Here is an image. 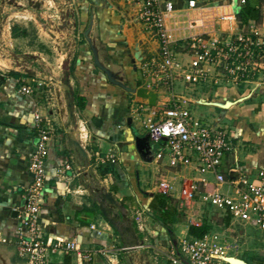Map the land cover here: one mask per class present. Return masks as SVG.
I'll return each mask as SVG.
<instances>
[{
	"label": "crops",
	"instance_id": "crops-1",
	"mask_svg": "<svg viewBox=\"0 0 264 264\" xmlns=\"http://www.w3.org/2000/svg\"><path fill=\"white\" fill-rule=\"evenodd\" d=\"M24 1L39 2L31 13L27 10L24 12L33 20L36 29L40 27L44 33L43 26H48L45 32L53 38L49 37L50 40L46 41L41 37L40 30L35 36H30L29 31L25 30L26 36L13 37L8 41L7 34L0 28V46L15 43L17 46H35L39 39L40 42L44 41L46 48L56 49L59 57L50 63L46 62L42 53L23 52L26 58H30L31 64L37 65V69L28 65V69L37 74L33 77L16 71L8 76L0 70L6 79L0 87V264H25L18 257L13 241L19 226L16 210L23 206L24 190L31 181L29 158L37 132L47 128L45 121L38 128L34 127L35 113L47 118L49 127L54 130L45 159L47 180L39 216V226L46 239L54 242L75 238L81 249L91 251L122 246L118 234L101 216L97 203L92 202L85 188L100 186L115 199L117 206L114 212L128 218L144 240L142 247L122 254L119 257L121 263L170 264L166 250L176 252L180 239L189 236L188 228L202 224L206 219L205 207L195 201L165 196L168 204L177 211L176 221L164 226L153 218V196L161 194L157 184L175 179L178 185L182 178L191 175L181 166H170L168 157L161 149L163 145L151 143L146 133L139 131L142 119L135 118L133 111L144 101H139L133 94L112 84L107 73L95 63L97 60L116 82L124 86L148 88L147 81L140 77L139 62L134 56L137 54L142 59L156 56L159 53L157 40L149 35L150 32H139L137 10L124 0L118 2L122 7L109 0ZM196 1L197 7L189 8L187 0H172L175 11L166 19L172 40L178 42L201 34L214 36L219 32L229 35L234 33L237 25L220 18L235 13L236 6L228 5L226 0ZM205 1L212 3L205 4ZM21 2L23 0H13V3L11 0H0V22L8 8L10 10L12 5V8H19L23 6ZM249 3L258 10L256 22L260 27L264 26V0H250ZM41 19H47V23H42ZM11 25L14 27V24ZM53 26L60 27L56 35L51 33ZM131 33L132 37L136 33L138 38H131ZM64 65L70 67L69 80L74 92L77 123L74 136L87 153L86 160L81 155L76 158V165L73 164V155L67 144L69 131L66 128L64 92L51 81L60 80ZM13 73L17 76H11ZM38 80L45 84L42 89L35 87ZM15 83L17 90L29 85L36 94L27 97L15 92ZM199 92L204 95L199 98L204 100H240L223 116L230 125L236 146L235 153L227 154L223 164L228 168L233 167L237 158V164L247 169L264 166V82L259 87L251 85L243 92L205 88L194 93ZM161 98L157 99L158 102ZM48 100L55 103L57 112L51 111ZM215 109L219 116L220 110ZM157 111L151 108V115ZM218 116L212 117L211 123L215 124ZM82 136L86 137V144ZM145 137L147 140L140 143L143 145L140 152L136 139ZM241 149L243 154H240ZM159 151L163 156L157 158ZM238 155L243 156V162L238 159ZM64 162L71 165V170L66 172L65 179L57 180L53 177L54 170ZM138 211L143 213V223L150 234L139 231L135 221ZM121 223L126 224L122 219ZM89 225H94L101 234L90 230ZM3 240L5 243H2ZM51 264L86 263L71 253L53 257ZM88 264L106 263L96 254Z\"/></svg>",
	"mask_w": 264,
	"mask_h": 264
},
{
	"label": "built area",
	"instance_id": "built-area-1",
	"mask_svg": "<svg viewBox=\"0 0 264 264\" xmlns=\"http://www.w3.org/2000/svg\"><path fill=\"white\" fill-rule=\"evenodd\" d=\"M124 1L136 8L138 20L159 46L156 56L142 59L138 65L140 77L147 81L146 86L157 92V99L162 97L154 107L158 111L151 115L153 107L142 101L134 108V117L142 119L141 127L151 143L163 145L160 148L170 166H181L191 175L182 178L178 185L175 179L159 182V193L168 198L198 202L215 209L221 217L229 216L231 224L248 225L264 232V169L241 167L237 158L235 166L226 167L223 164L225 156L235 153L236 147L229 127L202 122L193 117L188 108L199 100L189 94L198 90H238L241 85L245 90L251 85L259 87L264 82V26L261 29L257 20L241 24L232 12L220 18L237 25L232 35L224 32L214 36L201 34L177 42L171 39L166 21L175 11L172 0ZM249 1L226 0V3L243 8ZM187 6L195 8L197 1L187 0ZM44 86V82L38 80L35 87L42 89ZM176 86L183 87L189 94L176 92ZM18 93L27 97L36 94L29 85L21 86ZM48 106L52 112H57L58 107L51 100H48ZM42 121L46 122L47 128L37 132L28 162L31 181L24 190L23 206L16 210L19 226L13 244L18 257L25 264H51L55 256L74 253L88 264L99 254L106 264H122L119 257L128 252L127 247H103L91 251L81 249L75 238L50 242L44 236L39 216L47 180L45 159L54 130L49 127L47 118L39 113L33 115L35 128ZM82 141L86 144V137L82 136ZM156 156L160 158L163 153L159 151ZM70 170L71 165L64 162L55 168L53 177L65 179ZM229 172H235L236 177L230 178ZM250 176L253 179H249ZM142 216L141 211L135 213L140 232H144L145 227ZM89 229L101 234L94 225H89ZM168 253L170 264H228L223 258L229 255L221 233L213 229L200 238L182 237L178 250Z\"/></svg>",
	"mask_w": 264,
	"mask_h": 264
},
{
	"label": "rangeland",
	"instance_id": "rangeland-1",
	"mask_svg": "<svg viewBox=\"0 0 264 264\" xmlns=\"http://www.w3.org/2000/svg\"><path fill=\"white\" fill-rule=\"evenodd\" d=\"M11 1L13 3V0ZM17 1L19 2L20 0H17ZM109 1H111L112 4L116 6L122 7V4L118 3L120 0H109ZM38 3H39L38 1H35L33 3L31 2L27 3L26 1L23 0V2H21L23 6L19 8L18 7L12 8L13 7L12 5L10 7L11 8L10 10L8 8V10H6L5 13L2 14V22H0V28H3V31L7 34L6 39L8 41L13 38V35L11 32V28H12L11 23L14 24V26L17 28L18 34H20L22 31L28 30L30 36L31 34L35 36L38 30H40L41 31L40 34L43 40H46V41L50 40L49 37H52L51 34H49L50 35L49 36L47 35V32H45L48 26L46 25L43 26L44 33H43V29L41 30L40 27L36 29L33 20L30 19V17L24 12L25 10H27L31 13L33 11V7L37 5ZM210 3L212 2L205 1V4H210ZM59 19H62V18L59 16ZM41 22L47 23V19L46 20L41 19ZM138 23H140L139 32L141 33L149 32L140 21H138ZM261 29H263V27ZM50 30L53 35H56V33H58V31L60 30V27L53 26ZM133 37H135L134 39L138 38L136 33L134 34ZM133 37L131 33V38ZM23 52H25V54H33L32 52H35L34 54H37V55L39 53H42L46 62H50V63H52L54 59L59 57L58 56L59 52L56 49H53V47H50V49L46 48V46L44 45V41L40 42L39 39L37 43H35V46H19V45L17 46L16 43L13 45H9V46H0L1 73H4L5 75H8V76H10V73L13 71L24 73L22 70V67L28 68V65H31V67H34L37 69L36 63L31 64L30 58H26ZM15 55H18V56L15 58ZM65 69H67V66L65 68L63 67L62 71ZM16 85L17 84L15 83V87H14L15 92L18 91L17 90L18 88ZM227 89L229 90L230 88H227ZM175 90L176 92H182L185 94H189V91H186V89L180 86H176ZM243 90H244V85H241L238 87V92H243ZM189 95L194 96L195 98L198 97V99H200L199 97H204V95L201 92L197 94L194 93V94H189ZM138 100L144 101L141 98H138ZM188 108L191 114L193 115V117L205 123L213 124L211 123L212 117L218 116L217 110L214 107H209V106H204V105H198V106L189 105ZM227 123L228 122L224 117L222 118L221 122L217 124L219 126H222V125L228 126ZM231 126L235 127V124L234 126L233 124ZM138 129L140 132L145 134V130L143 127H138ZM240 154H243V149H241ZM242 157L239 156L238 159L243 162ZM262 157L264 158V153L262 154ZM249 179H253V177L250 176ZM204 210H205L206 220H210L212 222L211 226H213V223L215 225L212 227L213 231L221 233V238L229 254L228 255L229 257H235L237 259L243 260L247 264H264V232L259 231L256 228L250 227L248 225L242 226V225H238L235 223H232V224L229 223L227 226H223L222 217L219 214V212H217L215 209L207 208V207H205ZM220 223L221 225H219Z\"/></svg>",
	"mask_w": 264,
	"mask_h": 264
},
{
	"label": "water",
	"instance_id": "water-1",
	"mask_svg": "<svg viewBox=\"0 0 264 264\" xmlns=\"http://www.w3.org/2000/svg\"><path fill=\"white\" fill-rule=\"evenodd\" d=\"M135 59L140 62L142 58H138V55L135 54ZM95 63L98 67H100L104 72L107 73L108 75V80L115 85L120 86L122 89H124L126 92H129L133 94L137 98H141L144 100V102L149 106V107H155L156 106V101H157V95L154 91L150 90L149 88L146 87H139V88H130L128 86H124L118 82H116L111 75L108 74L106 69H104L97 60H95ZM23 72L27 76H36V72L29 70L26 67H22ZM41 78L44 77V75H40ZM5 77L0 74V87L1 85L5 82ZM52 83L59 85L64 92V104H65V112H66V117H67V122H66V128H68L69 135L67 137V144L69 151L73 155V164L76 165V158L81 155L85 160L87 159V153L84 150V147L81 145L79 141L75 139L74 136V130L77 128V123H76V118L74 114V92L73 89L70 85V80H69V70L65 69L62 71V77L60 78L59 81L56 80H51ZM195 104L198 105H204V106H209V107H215L220 110L219 116L217 120L215 121V124L219 123L226 110L234 106L236 103L240 102L238 100L237 102H232L228 99H224L222 102L219 101H212V100H204V99H199L194 101ZM230 105V107H228ZM139 145L137 146L138 150L141 152L143 149V145L140 144L141 142L147 140V137L143 139H136ZM257 168H263L264 166H260ZM80 172V170H79ZM229 177L230 178H235L236 173L235 172H229ZM83 185V184H82ZM85 187V185H84ZM87 191L89 192V197L91 198L93 203H97L99 212L101 216L107 221V223L113 228V230L118 234V237L120 238L121 245L124 247H127L129 250L127 253L135 251L137 248L142 247L144 245V240L140 238L139 234L131 224V221L126 218L122 214H117L114 212V208H116L117 203L115 199L113 198L112 194L110 192H106L102 187H95V188H89L85 187ZM17 213V212H16ZM16 213L14 212L13 215L15 216ZM121 219L126 222V224L121 223ZM144 231L147 234H150V231L148 230L147 226L145 225ZM157 243V240H155ZM166 252H168L166 250ZM225 262L228 264H247L243 260L236 259L234 257H229L226 256L223 258ZM244 262V263H243Z\"/></svg>",
	"mask_w": 264,
	"mask_h": 264
},
{
	"label": "trees",
	"instance_id": "trees-1",
	"mask_svg": "<svg viewBox=\"0 0 264 264\" xmlns=\"http://www.w3.org/2000/svg\"><path fill=\"white\" fill-rule=\"evenodd\" d=\"M235 13L237 17L239 18V19L237 18L238 21L241 24H245L249 20H257L259 17L257 8L251 5L249 2L243 8L236 7ZM11 32H12L13 37L26 36L25 31H22L20 34H18V30L15 26L11 28ZM65 67L66 66L64 65V68ZM67 69L70 72V67H68ZM11 76L16 77L17 74L13 73L11 74ZM78 106L82 107L81 104H79ZM152 207H153V218L160 224L166 226L167 224H172L176 221L177 211L175 208L171 207L168 204V200L164 195L155 194L153 196ZM210 223H211L210 220L205 219L203 220L202 224H200L199 226L191 225L188 228L189 236L195 237V238L202 237L203 235H205L212 229L211 228L212 226ZM229 223H230L229 216L222 217L223 226H227ZM219 225H221V223Z\"/></svg>",
	"mask_w": 264,
	"mask_h": 264
},
{
	"label": "bare ground",
	"instance_id": "bare-ground-1",
	"mask_svg": "<svg viewBox=\"0 0 264 264\" xmlns=\"http://www.w3.org/2000/svg\"><path fill=\"white\" fill-rule=\"evenodd\" d=\"M228 107H230V105L228 106ZM235 258V257H234ZM237 259V258H236ZM244 263V262H243Z\"/></svg>",
	"mask_w": 264,
	"mask_h": 264
}]
</instances>
